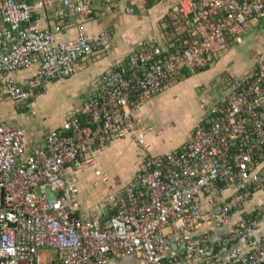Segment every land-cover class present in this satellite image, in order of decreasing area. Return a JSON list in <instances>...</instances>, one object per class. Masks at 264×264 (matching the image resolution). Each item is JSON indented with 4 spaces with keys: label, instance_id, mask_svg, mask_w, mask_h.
I'll use <instances>...</instances> for the list:
<instances>
[{
    "label": "built area",
    "instance_id": "1",
    "mask_svg": "<svg viewBox=\"0 0 264 264\" xmlns=\"http://www.w3.org/2000/svg\"><path fill=\"white\" fill-rule=\"evenodd\" d=\"M117 1L0 0V105L25 101V88L70 78L81 60L110 49L107 33L90 36L80 25L76 38L61 42V28L33 23L35 14L59 2L60 16L88 18L96 3L109 8ZM176 11L181 51L167 55L147 44L130 53L125 66L105 71L80 114L50 131L43 145L27 151L23 129L0 120V264H41V250L55 253L48 264L126 257L142 264H225L232 245L257 227L258 219L243 215V203L257 193L264 198V55L227 86L220 103L202 101L204 115L189 141L163 158L150 155L146 136L153 127L138 111L180 68L194 73L209 67L250 21H263L264 0H179ZM22 71L30 74L23 83L17 78ZM125 137L135 145L141 170L122 191L106 193L111 216L78 212L70 170L88 167L101 176L96 153ZM229 190L236 200L224 197ZM203 225L209 233L195 234ZM213 225L226 233L204 261ZM246 246L245 255L232 250L231 264H263L264 235Z\"/></svg>",
    "mask_w": 264,
    "mask_h": 264
},
{
    "label": "rangeland",
    "instance_id": "2",
    "mask_svg": "<svg viewBox=\"0 0 264 264\" xmlns=\"http://www.w3.org/2000/svg\"><path fill=\"white\" fill-rule=\"evenodd\" d=\"M156 2L157 0H140V4H136V6H129V4L118 7L110 6L112 7L110 9L114 11L112 19L116 24V31L122 33L126 29L135 37H138L146 35L148 28L152 27L156 34L160 31L164 33L165 29L162 30L161 25L163 23L169 25L171 22L173 25L176 20L174 14L177 11L174 12L172 9L175 1H170L171 7L170 10L168 9L167 14L163 13L162 10L155 15L148 11V7ZM126 7H132L134 13H126ZM139 11L140 14H148L149 17H143L139 14ZM263 55L264 20H252L249 22L246 32L239 37V40L231 41L226 51L217 55L216 62L211 66V68L215 67L213 70L196 73V75L186 79L181 83L184 88L180 93L167 90L166 93L161 95L163 97L155 99L147 106L145 105L144 121L147 125L153 127V131L146 136L147 142L150 143L151 154L171 152L180 141L186 139L189 130L204 112L202 101L207 99L211 103L215 98H224L228 91L227 86L250 72L253 65ZM77 72L78 75L75 74L72 77V82H74L72 86L75 85V88L81 87L86 80L82 76L83 69ZM28 75L27 72H23L18 74L17 77L22 78ZM183 77L181 74L176 75L170 80L166 88L177 87L180 84L178 81ZM76 80L79 82L78 85L75 83ZM50 84L44 87L45 89L25 88L29 97L23 102L8 105L10 101L6 100L0 105L1 117L10 125L32 132L47 133L61 126L69 116V111L75 107L74 99L77 100L79 93L74 91L73 98L70 93V85L62 82ZM12 115L16 116L15 119L11 118ZM121 144L122 146H119L117 151L119 154L123 153L124 160L116 161L113 157L106 156L104 154L106 151L97 154L96 164L102 172L101 176H95L94 170L88 167L77 173L78 201L80 204L90 200L93 206L89 209L98 211L99 203L103 198H99V195L104 196L110 186L123 188L127 183L128 178L123 179V176L132 170L133 161L136 159V161H139L140 157L133 152L132 148L126 149L123 143ZM105 177L107 181H105ZM118 179L120 181L116 183ZM1 198L2 191L0 189V201ZM38 254L41 264H48L49 258L54 255L52 251L44 250L39 251Z\"/></svg>",
    "mask_w": 264,
    "mask_h": 264
},
{
    "label": "crops",
    "instance_id": "3",
    "mask_svg": "<svg viewBox=\"0 0 264 264\" xmlns=\"http://www.w3.org/2000/svg\"><path fill=\"white\" fill-rule=\"evenodd\" d=\"M170 1H175L174 2L175 4L172 5V7H173L172 9L174 12H176L179 0H157V2L154 5H152L151 7H148V11L150 13H152V14L154 13L156 15L158 12L163 10L164 11L163 13L167 14V12H169V10H170L169 8L171 7ZM124 4L125 5L129 4V6H136V4H140V0H119L112 7L123 6ZM112 7L107 8V7L102 6L100 3H96L94 5V13L91 17H88V18H82L79 16L69 17V16H65V15L60 16L61 15L60 11L62 10L61 5L59 4V2H55V4L51 8H47L45 10L38 12L32 18L33 23H39L42 27L59 26L61 28V32L57 36V39L61 42H67V41H70V40L76 38V36L78 34V26L79 25L82 26L83 31L90 36H97L99 33H102V32H105L110 36V45L111 46H110V49L108 51H98L93 56H91L90 58L81 60L78 63L73 76H75V74H76V76L78 75L77 71H79L81 69L84 70V73L82 76H84V78L86 80L84 81L85 83L83 85H81V87L75 88L76 87L75 85L72 86L74 83V82H72L73 76H71L70 78L61 80V81L54 82L55 84L62 82L63 84L70 85V93L73 95V98L75 95V94H73L74 91H77V93H79L77 96L78 97L77 100L74 99V103H75L74 106L75 107L71 111H69V113H68L69 116H67L66 120L69 119L74 114H77V115L80 114V111H81L83 105L94 94V92H93L94 88L99 83V81H100L102 75L105 73V71H107L109 68H117L118 69V68H122L123 66H125V63L127 61L129 54L132 53L133 51H138L144 45H147V44L159 45L167 55L168 54H178L180 51V49H179L180 47L178 46L179 45L178 40H179V38L182 37V35H179L175 29L178 26H182V25L179 23L180 22L179 17L176 13L174 14V16L176 17V20L178 21L179 24L177 22L173 23V26L171 27V25H164V23H163L161 25V28H162V30L165 29L164 33L162 31H160V32H157V34H156L155 31L152 29V27H150V28H148L146 35L144 34V35H140L138 37H135L132 33H129V31H127L126 29L123 30L122 33H118L116 31V27H115L116 24H114V21L112 19L114 17V14H113L114 11H112L110 9ZM127 8L128 7L125 8V11ZM139 14H140V11H139ZM140 15H142V14H140ZM142 16L143 17H149L148 14H145ZM111 40H112V42H111ZM234 40L238 41L239 38H236ZM216 60L214 61V63L216 62ZM258 62H259V60H258ZM258 62H256L253 65V68L251 69V71H253L255 69ZM212 65H210L209 69L206 71H202L203 69H199V70L195 71L194 73L189 71L191 73L190 77H192L193 75H196V73L199 74V73H204V72L213 70L215 67L211 68ZM182 69L183 68H180L178 70V73H176L174 75V77L178 74L180 75L181 74L180 71ZM23 72H27L29 74L28 71H22V72H19L18 74H22ZM28 76H24L22 78L17 77V78L23 83L25 81V78ZM181 76H184V75L181 74ZM190 77L186 78L184 76L183 79L178 81V82H180V84L174 88H172V87L166 88L170 82L169 81L165 85L162 93L153 97L151 100H149L147 103H145L139 109L138 116L141 117L144 121L145 120L144 115L146 114L145 107L148 105V103H152L155 101V99L163 97L161 95L166 93L167 90H171L173 92L177 91L180 93L184 88V85H182L181 83H183L186 79H189ZM75 83L77 85L79 84V82L77 80L75 81ZM50 85H53V84H50ZM193 86H196V85H193ZM225 97H226V94H225ZM224 98H220V99L215 98L211 102L212 103H215V102L220 103V101H222ZM10 104L12 105L13 102L8 103V105H10ZM203 115H204V112L202 113L201 117L196 121V123L203 118ZM15 117L16 116L12 115L11 118L15 119ZM0 120L5 122L6 124H8L1 117V115H0ZM8 125H10V124H8ZM10 126H13V125H10ZM194 126L195 125H193L191 127V129L189 130V132L186 136V139H184L183 141H180L172 151L180 150L181 148L184 147V145L189 141L191 131H192ZM13 127H16V126H13ZM59 127H57V128H59ZM17 128H21V127H17ZM57 128H55V129H57ZM21 129H23V131L25 133L24 141H25L27 151L32 150L36 145H43L46 135L50 131H52V130H50L47 133H40V132H35V131L32 132V131H29V130L24 129V128H21ZM121 143H123V146H125L126 149L132 148L133 152L135 154L137 153V151L135 150L136 148H135L133 141L129 137H125L123 139H115L108 146L99 150L96 153V159L95 160H97V154L103 153L104 151H106V152H104V154L106 156L113 157L116 161L122 160L124 158L123 153L119 154L117 151L118 150L117 148L119 146H122ZM148 144H150V143L148 142ZM149 153L151 156H153L155 158H163L165 155H167L170 152L154 153V154L152 153L151 154L150 145H149ZM260 157H261V160H264V154ZM136 160H134L132 163V170L129 173H126L125 176H123V179L128 178V181L123 186V188H119L118 186L113 185V186L109 187L107 192L122 191L131 182V180L133 179L135 174L141 170V162H140V160L139 161H136ZM78 172L79 171L70 170V176L75 178L76 181L78 179L77 178ZM101 174H102V172H101ZM103 175H105V174H103ZM104 179H105V181H107L106 177ZM119 181L120 180L118 179L116 181V183H119ZM77 187H78V194H79L78 182H77ZM225 193L226 194H224L225 195L224 197L231 196L230 199H232L233 201L237 199L238 194L236 192L229 190ZM105 195L104 196L99 195V198H102V197L103 198H102L101 202L99 203L100 207H99L98 211L89 209L90 207L92 208V206H93V203L90 200H86L84 202V204H80L78 201V196H77V201H76L77 211L80 213L96 212V213L101 214L104 218L111 216L112 214H111V212H109L107 210V207H106V204L104 201ZM243 208H244V214L243 215L248 216V217H254V218L258 219V225L254 229L250 230L241 240H239L238 242H236L235 244L232 245V247L229 249L228 253H226V255H225V264H231L232 263V261L234 259L233 255H232V250L240 249L242 252V255H245L249 251V247L246 246V243L249 241V239L260 238L261 236L264 235V198L262 197V195L260 193L253 195L251 198H249L247 201H245L243 203ZM240 217L241 216L238 213L234 214V216H233L234 222H238ZM212 228L214 229L215 233L210 236L208 242L205 244L204 254L202 256V259L204 261L205 260L209 261L212 258L213 254L216 252V250L218 248V245H219L221 238L226 233L225 228L222 226L213 225ZM209 230H210L209 226L203 225L195 231V234L201 235V234L209 233ZM53 254H54L53 255V257H54L55 253L53 252ZM109 264H142V263L139 260H137L135 257H126V258H111ZM263 264H264V262H263Z\"/></svg>",
    "mask_w": 264,
    "mask_h": 264
},
{
    "label": "trees",
    "instance_id": "4",
    "mask_svg": "<svg viewBox=\"0 0 264 264\" xmlns=\"http://www.w3.org/2000/svg\"><path fill=\"white\" fill-rule=\"evenodd\" d=\"M149 7H151V5H150ZM176 14H177V13H176ZM176 22L178 23L177 20L174 21V23H176ZM179 23H180V22H179ZM179 23H178V24H179ZM169 25H171V27H172V26H173V25H172V22H171ZM178 46L180 47L179 49H180V51H181V49H182V48H181V45L179 44ZM180 51H179V52H180ZM208 69H209V67L204 68L202 71H206V70H208ZM180 73H181L182 75H184L186 78H188V77L191 76V73H190L187 69H185V68H183V69L180 71ZM82 121H83V118H82Z\"/></svg>",
    "mask_w": 264,
    "mask_h": 264
}]
</instances>
